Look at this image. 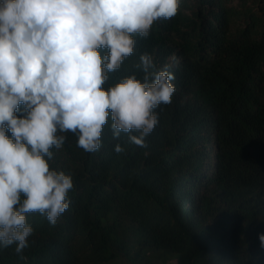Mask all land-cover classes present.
I'll return each mask as SVG.
<instances>
[{"label":"trees","instance_id":"trees-1","mask_svg":"<svg viewBox=\"0 0 264 264\" xmlns=\"http://www.w3.org/2000/svg\"><path fill=\"white\" fill-rule=\"evenodd\" d=\"M145 52L176 76L147 146L111 119L96 152L68 133L49 164L70 207L54 226L29 214L23 258L0 248V264H264V0H181L104 87L142 79Z\"/></svg>","mask_w":264,"mask_h":264},{"label":"clouds","instance_id":"clouds-1","mask_svg":"<svg viewBox=\"0 0 264 264\" xmlns=\"http://www.w3.org/2000/svg\"><path fill=\"white\" fill-rule=\"evenodd\" d=\"M181 0H0V248L15 245L23 258L39 213L55 225L70 207L71 176L52 169V149L66 135L85 152L99 151L104 126L118 140L146 147L158 123L156 109L169 105L175 74L156 70L152 54L108 88L153 25L175 17ZM137 133V134H133ZM113 150L125 151L117 143ZM264 245V235L260 237Z\"/></svg>","mask_w":264,"mask_h":264}]
</instances>
